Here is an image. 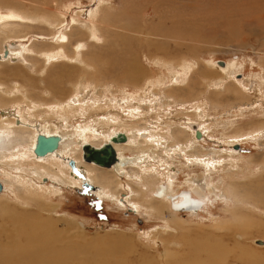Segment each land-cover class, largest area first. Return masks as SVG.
I'll return each instance as SVG.
<instances>
[{"label": "rangeland", "instance_id": "rangeland-1", "mask_svg": "<svg viewBox=\"0 0 264 264\" xmlns=\"http://www.w3.org/2000/svg\"><path fill=\"white\" fill-rule=\"evenodd\" d=\"M31 1L37 0H0V23L12 24L9 37L0 32V53L7 45L45 51L66 34L63 49L75 60H40L24 51L25 63H36V68L28 69L23 61H2L0 82L20 85L15 97L44 102L53 113L58 102L72 109L75 105L55 122L64 123L66 132L83 133L96 147L104 139L100 130L112 124L125 134L137 132L136 142L122 151L125 158L141 159L117 176L85 163L75 144L73 152L61 157L63 164L73 159L89 172L76 186L63 185L46 172H54L60 158L39 162L31 153L26 160L11 158L28 153L31 135L36 138L20 129L29 125H17L16 136L11 135L12 142L0 153V181L5 186L0 195V248L18 251L30 242L31 224L49 221L54 229L49 245L71 256L80 244L86 248L77 247L86 252L85 264H166L174 255L203 264L220 246L218 253L228 255L227 264H264V247L253 244L264 240V0H44L49 3L44 9ZM10 9L47 13L63 24L22 23L8 17L15 13ZM76 15L85 23L76 24ZM103 18L108 26L100 25ZM95 20L99 31L91 26ZM143 37H149L151 45L140 42ZM133 62L135 71L140 70L135 79L129 69ZM216 62L233 64L228 78ZM64 67L69 74H58ZM176 76L181 83H171ZM21 107L14 114L18 118L19 109L27 112L24 102ZM36 119H30L31 125L37 121L52 127L46 115ZM191 124H202V138L193 135ZM65 169L68 176H77L69 165ZM92 174L106 186L102 197L84 187ZM156 183L169 187L174 196L187 192L191 211L175 212L169 207L172 201L156 198Z\"/></svg>", "mask_w": 264, "mask_h": 264}, {"label": "bare ground", "instance_id": "bare-ground-1", "mask_svg": "<svg viewBox=\"0 0 264 264\" xmlns=\"http://www.w3.org/2000/svg\"><path fill=\"white\" fill-rule=\"evenodd\" d=\"M28 1V0H27ZM49 1V0H48ZM19 2V1H18ZM32 3H34V7L35 8H39V9H44L45 6L44 5H49L48 2L44 1V0H37V1H31ZM54 2V1H53ZM24 3V2H23ZM27 3V2H26ZM31 3V5H32ZM17 4H22L21 2L17 3ZM54 4V3H52ZM24 5V4H23ZM26 5V4H25ZM20 9V8H19ZM15 10V9H10L11 12H15V13H11L8 17L10 18H13V19H17L18 21H28L30 25H35L41 21H45L46 23H49L52 25V27L54 26H59L61 24H63V21H61L59 18L55 17V16H49L47 15V13L43 14V15H39L38 13L37 14H30V13H26V12H23V11H20V10ZM16 13H18L19 15H16ZM80 19V16L79 15H76V17L73 18L74 22L76 24H79V25H82L85 23V21H79ZM3 20V19H2ZM97 20V19H96ZM95 20V21H96ZM22 22V23H23ZM9 22H2L0 23V32H2L1 34L5 35L6 38L9 37V32L7 31L8 29H10L9 27L12 25H9L8 24ZM15 23H17L15 21ZM18 24V23H17ZM16 24V25H17ZM21 24V23H20ZM26 24V23H25ZM109 22H108V19L107 18H103L101 20V23L100 25L101 26H108ZM15 25V24H14ZM94 25V27L96 28V30H100L99 29V25H98V21H96L95 23H91V26ZM88 28L86 27L87 30H91L90 33L93 34V29L92 27L87 24ZM90 26V27H89ZM125 28H129V25H124ZM14 28V27H13ZM20 29V28H19ZM79 30V29H78ZM112 32H115L117 30L115 29H111ZM11 35V34H10ZM161 35H158V37H160ZM91 37V36H90ZM89 37V38H90ZM95 37V36H94ZM156 37V38H158ZM5 38V40H6ZM98 38V37H97ZM155 38V39H156ZM60 42L59 43H56L55 46H51L48 50H45V51H39L37 49H35L34 47H31V48H24L23 49H20V48H14L12 46V48H9L8 45L6 47H4V53H0V56L2 57V59H0V62L2 61H9V62H21L23 61L25 63V56L23 55V52H27V53H34L35 55H37V57L39 58L40 57V60L41 58H45L47 61H51L53 60V62H58V61H64V62H70V61H73L75 60L74 57H72V55H69L64 49L63 47L65 46V42L68 40V36L66 34H60ZM95 41H98L96 38H93ZM154 39V41H155ZM87 40V39H86ZM5 42V41H4ZM81 42V41H79ZM78 42V43H79ZM83 42V41H82ZM85 42V41H84ZM140 42L142 43H147L149 45H151V42H150V39L149 37H143L142 40H140ZM76 43V44H78ZM88 44V43H87ZM128 43H126L127 45ZM90 45L94 46L95 44L92 42L90 43ZM79 46L80 47H84L83 45L81 46V44L79 43ZM91 46V47H92ZM11 47V46H10ZM88 47V46H87ZM11 49V51H10ZM156 49L157 52H160L161 49L159 47H157ZM7 53V56H5V54ZM75 53V52H73ZM72 53V54H73ZM77 54V53H76ZM42 56V57H41ZM90 58H94L95 57V54L94 53H91L90 55ZM23 57V58H22ZM12 58H14L15 60H13ZM27 59V58H26ZM92 60V59H90ZM82 61V60H81ZM32 62V61H31ZM34 62V61H33ZM44 62V61H43ZM83 63L86 64V62L82 61ZM42 63V62H41ZM215 64V63H214ZM213 64V65H214ZM25 65H28V69H31V70H34V68H36V63H31V65L29 63H25ZM167 64L164 63V66H166ZM63 66H65V64H63ZM135 66H136V63H132V65L129 67L130 69V72L134 70V74H133V77L135 79V76L140 73V70H136L135 71ZM215 66H217L215 64ZM219 67V66H218ZM67 68V67H66ZM221 70V73L222 75L224 76V78H228V74H229V70L231 68H233V64H226V66H224L223 68L220 67ZM93 70H95V72H97V70L95 68H93ZM68 73L69 74V68L65 71V67L64 69H62L60 71V73L58 74H64L66 75L65 73ZM112 72V71H111ZM118 72V71H117ZM120 72V71H119ZM57 74V75H58ZM59 76V75H58ZM111 76V75H110ZM133 79V80H134ZM151 79V78H150ZM149 79V80H150ZM148 80V82H149ZM151 81V80H150ZM174 82V83H181L182 80L180 77L176 76L174 77L172 80H171V83ZM222 82V81H221ZM6 84V83H5ZM3 83L0 82V97H1V101H0V133L3 134L2 137H0V153L3 152V150H5L4 148V145H8L10 144L12 141H9L10 140V137L11 135L14 136L16 133L15 131V128L17 125L18 127L21 126V123H26L27 125L29 126H26V125H22L23 127L20 128V129H24V130H28V132H32V134H36V138L30 137V142H32V144H30V148H29V151L28 153L26 152H19V153H16V154H12L11 158L13 157V155H15V158L17 160H21V159H25L29 156V155H33L36 157V159L40 161H45V162H49V159L51 158H60L62 156H65V155H68L71 153V148L72 146H74L75 144H77L79 146V148L81 149V152H82V155H83V151H82V146H84L85 144H90L92 145L93 147H96L93 143H89L88 139L86 138V136L83 134V133H80V132H77V131H73V132H66L65 129H67L65 127V124L62 123L60 124L59 122H55L57 120H60V118L63 120V117L64 116H67V114L72 111L73 109H75V105H73V109L71 107H63V103L62 101L61 102H58L59 103V109L58 110H55V113H53V111L51 109H48L47 106L43 103L39 104L36 102H33V100H26L24 96L22 95H18L17 97H15L14 95H16L18 93V91H20L21 89V86L20 85H17L15 84L14 86L11 85L10 87L5 85ZM30 85V84H29ZM50 86V85H49ZM97 86V85H96ZM237 86V85H236ZM54 87V86H53ZM75 87V86H74ZM24 88V86L22 87ZM34 88V87H33ZM52 88V87H51ZM55 88V87H54ZM44 89V88H43ZM53 89V88H52ZM55 90V89H54ZM50 91V90H49ZM52 91V90H51ZM238 93H241L239 92V90L237 89ZM45 92H48L45 91ZM25 94H26V91H25ZM243 94V93H242ZM54 96V95H53ZM243 96V95H242ZM20 97V98H18ZM52 97V96H51ZM65 101V100H64ZM75 101V100H74ZM22 102H24L26 104V108H27V112H25V109H19L21 111V115H20V118H18L15 113V111L18 110V108H22L21 107V104ZM46 102V101H45ZM32 103H35L34 106L30 107V105ZM12 104V105H11ZM14 104L18 105V108L17 109H13L11 106H13ZM73 104V102H72ZM75 104V103H74ZM36 106L38 107V109H36ZM43 107H46V108H43ZM11 108L12 110L14 111H11ZM33 108V109H32ZM32 109V110H31ZM19 112V111H18ZM20 113V112H19ZM60 114V116H58V114ZM16 114V115H14ZM46 115V117L48 118H51L52 119V127H50V125L48 126H45V128L40 125V124H37V121H35V125H31L30 123V119L32 118H38L40 115ZM198 116V114H197ZM44 117V116H43ZM58 117V118H57ZM107 117V116H106ZM201 118H203V115L200 116ZM57 118V119H56ZM18 119L20 120V124H19V121ZM37 120V119H36ZM39 120V119H38ZM44 120V119H43ZM23 121V122H22ZM196 121V120H195ZM37 124V125H36ZM107 124V123H106ZM204 124V123H203ZM197 125V130L200 132V134L202 135V131H201V127L202 124L199 126V124H196ZM112 128H108L105 129V130H100L102 131V137H104L103 139V142L101 143V145L99 147H102L103 144L105 143H108L111 141V139L113 137H116V135L118 133H123V132H119L121 129H119L120 127H113V124L111 125ZM184 126V125H183ZM39 127H42L41 131H39ZM92 128V127H91ZM103 128V127H102ZM127 128V127H126ZM189 128L191 129L190 125H189ZM87 129V128H86ZM205 129V128H202V130ZM81 130V129H80ZM193 130V129H192ZM83 131V129L81 130ZM86 131V130H85ZM95 131V130H94ZM139 131V130H138ZM182 131V130H181ZM194 131V130H193ZM264 131V129H263ZM194 134L193 135H196V131L193 132ZM125 134V133H124ZM136 134H138L136 132ZM136 134L134 132H132L131 134H125L127 137H128V143L129 144L131 141H135V136ZM204 134V133H203ZM39 135H46V137H55V136H59L61 138V141L59 143V146H58V149L56 151H54V153H52L51 155H47L46 158H42V157H37L34 150L35 148L38 149V145H37V141H38V136ZM143 135V134H142ZM146 135V134H145ZM181 135V134H180ZM16 136V135H15ZM97 136V135H96ZM140 136V135H139ZM25 137V136H24ZM28 137V136H27ZM143 138V137H142ZM7 140V141H6ZM145 141V140H144ZM136 142V141H135ZM188 142V141H187ZM132 143V142H131ZM127 144H114L113 143V146L117 152V155H118V159H119V162L115 163L112 168H102V169H105V170H109V171H114L117 174H124V167L126 165H128L130 162H133V161H138L141 159V157H135L133 159L131 158H125L123 156V151H122V147L124 145H127ZM28 147V146H27ZM185 149V148H184ZM71 150V151H70ZM151 151V150H150ZM181 151H184V150H181ZM73 152V151H72ZM31 153V154H30ZM145 153H147V149H143L142 152H141V156L143 157L142 154L145 155ZM147 155V154H146ZM0 157H2L0 155ZM7 157V156H6ZM26 157V158H25ZM3 158V157H2ZM29 159V158H28ZM67 159V158H66ZM145 159V158H144ZM190 159V158H189ZM32 160V159H31ZM56 160V159H55ZM63 159H61L62 161ZM73 160V159H72ZM83 160V159H82ZM1 161V160H0ZM8 162V161H7ZM6 162V163H7ZM14 162V160H13ZM44 162V163H45ZM52 162H55V161H52ZM57 162H60L57 160ZM67 162V163H66ZM65 162V165L63 164V161L61 163V165H57L55 167H53L54 169V172L51 170H48V168L46 169V172L47 174H50L48 175L49 177H51L54 181V179H56L57 181H59L61 184L63 185H69V186H76V184L78 183L77 181H81L80 179H78L79 177H81L82 175L84 176L87 172H89L88 170V167L87 166H83L81 163L80 165H78V167L76 166L77 170L79 171V174L75 177H72V176H68V174L65 172V167H68V165L70 164L68 161ZM80 162V161H79ZM209 162V160H208ZM211 162V161H210ZM78 163V162H77ZM87 163V162H85ZM8 164V163H7ZM6 164V165H7ZM64 166H63V165ZM89 164V163H87ZM209 164V163H208ZM20 165V164H19ZM77 165V164H76ZM90 165H94V164H90ZM139 165V164H137ZM210 165V164H209ZM2 166V164H1ZM13 166V165H12ZM16 166V165H15ZM18 166V165H17ZM34 167V165H32ZM70 166V165H69ZM96 166V165H95ZM33 167L31 169H33ZM36 167V166H35ZM34 167V169H35ZM99 167V166H97ZM13 168V167H12ZM20 168V167H19ZM37 170L35 172L36 175H38L39 177V172H38V167H36ZM101 168V167H99ZM50 169V168H49ZM42 170V168H41ZM40 170V171H41ZM72 170V169H71ZM144 170V169H142ZM21 171V170H20ZM34 171V170H33ZM45 171V170H44ZM87 171V172H86ZM43 172V171H42ZM45 172V173H46ZM56 172V173H55ZM86 172V173H85ZM32 174V173H31ZM44 174V172H43ZM88 174V173H87ZM118 176V175H117ZM44 178V177H43ZM90 182H86L85 183H88L90 185H92L94 188L92 189L93 191H95L97 193V195H99L100 197H102L105 192L107 191L106 186L104 185H101L98 183V177L94 176L93 174L90 175ZM23 179V178H21ZM27 179V178H26ZM149 180V179H148ZM150 180L152 181V179L150 178ZM155 180V179H154ZM89 181V180H88ZM158 182V180L156 181ZM3 184V183H2ZM79 184V183H78ZM157 185V183H156ZM156 185H154V187H156ZM67 187V186H66ZM3 191L2 193L5 191V186L3 185ZM235 189V188H233ZM257 189V188H256ZM264 190V189H263ZM155 194H156V198L158 199H163L164 201H167L168 203H170V201H172L173 199L177 200V199H180V201L184 200V201H187L189 200L190 201V197H187L186 198H177V196H174V194H171V189L169 187H166V185H163V186H159L157 185V188L155 189L154 188V191H153ZM1 193V194H2ZM107 193V192H106ZM0 194V195H1ZM29 194H32V193H29ZM109 194V193H108ZM261 194V193H260ZM110 195V194H109ZM112 195V194H111ZM32 196V195H31ZM30 196V197H31ZM34 196V195H33ZM114 196V195H113ZM261 196V195H260ZM259 196V197H260ZM112 197V196H111ZM261 198V197H260ZM245 199H246V196H245ZM245 201V200H244ZM165 203V202H164ZM166 206V205H165ZM169 207H171V203L169 205ZM168 207V208H169ZM193 208V207H192ZM172 209V207L170 208ZM158 210V209H157ZM159 212V210H158ZM162 212V211H160ZM29 220V219H28ZM43 221V220H41ZM30 223V222H29ZM32 228H31V233L33 234L31 237H30V242H27L26 245H24L22 248L19 247L18 245V251H14V252H11L10 249H7L6 251L1 249L0 248V251H1V257H0V264H63L65 261H69V263L71 264V260L72 259H75L76 261L79 259L80 260V256L77 254H82V259L80 260V264H85V262L87 261V256H86V252L84 253L83 251H81L80 249L82 250H85L86 248L83 247V246H80V244H76V247L73 249L75 250L71 256H69L68 254H64L63 252H65L66 250L65 249H59L61 247H58L57 249H55L54 247L57 245H54V247L50 246L49 242H51V235H53V232H54V229H53V226L52 224L49 222V221H44L42 223V225L40 224H37V223H34V224H31ZM29 233V232H28ZM25 234V233H22V235ZM51 234V235H50ZM25 236V235H23ZM14 237V236H12ZM11 238V237H9ZM12 240V239H11ZM51 240V241H50ZM33 241H37L36 244H33ZM12 242V241H11ZM58 242V241H56ZM18 243V242H17ZM106 244H109L107 241L105 242ZM10 245H12L11 243H9ZM72 244V243H71ZM75 244V243H74ZM1 245V244H0ZM8 246V247H11V246ZM4 246V245H3ZM13 246V245H12ZM2 247V245L0 246ZM79 247V248H77ZM82 247V248H81ZM87 247V246H86ZM95 247V246H94ZM98 247V246H97ZM104 246H101L100 248H102ZM85 248V249H84ZM120 248L122 249L123 252H125V248L121 247ZM16 249V247H15ZM103 249H108L107 247H104L102 248L101 250ZM64 250V251H63ZM218 250H223V248L220 246V247H216L212 250L211 254L207 257L206 259V262L203 263V264H227L228 263V255H219L218 253ZM13 251V249H12ZM77 251V253H76ZM117 254L119 253L120 254V249H117ZM62 252V253H61ZM61 253V254H59ZM88 254V253H87ZM191 255V254H190ZM91 256V255H90ZM197 259V258H196ZM200 259V258H199ZM183 260H187V258H182L181 260H179V258L174 255L173 258L171 260L168 261V263L166 264H176V263H179V264H182ZM241 261V262H244L243 261V258H236L234 257V260L233 261ZM79 262V261H77ZM258 262V261H257ZM67 263V264H69ZM74 263V262H73ZM197 261L194 260V262H191L190 259L187 260V263L186 264H196ZM75 264V263H74ZM79 264V263H78ZM91 264V263H90ZM99 264V263H97Z\"/></svg>", "mask_w": 264, "mask_h": 264}, {"label": "water", "instance_id": "water-1", "mask_svg": "<svg viewBox=\"0 0 264 264\" xmlns=\"http://www.w3.org/2000/svg\"><path fill=\"white\" fill-rule=\"evenodd\" d=\"M9 47V46H8ZM9 48H12L9 47ZM7 56V53L5 54ZM0 59L2 57L0 56ZM15 60L14 58H12ZM216 65L219 67H224L226 66L225 62H216ZM191 129L196 131L197 138H200L202 135L200 132L197 130V125L196 124H191L190 125ZM38 149L35 148L34 152L37 157H42L46 158L47 155H51L58 149L59 143L61 141V138L59 136L55 137H46V135H39L38 136ZM114 144H127L128 143V137L124 133H118L116 137H113L110 142L103 144L102 147H93L90 144H85L82 146V159L84 162H87L89 164H94L96 166H99L101 168H112V166L119 162L117 152L113 146ZM70 167L72 169V173L78 175L79 171L76 168V162L74 160H70L69 162ZM85 188L88 189H93L94 187L88 183L84 184ZM3 184L0 181V194L3 191ZM186 198L187 197V192L181 191L180 194L177 196V198ZM192 202L187 200V201H180L176 202V200H172L171 202V207L172 210L175 212H186L190 211L192 209ZM253 244L259 247H264V240H259L256 239L253 241Z\"/></svg>", "mask_w": 264, "mask_h": 264}, {"label": "flooded vegetation", "instance_id": "flooded-vegetation-1", "mask_svg": "<svg viewBox=\"0 0 264 264\" xmlns=\"http://www.w3.org/2000/svg\"><path fill=\"white\" fill-rule=\"evenodd\" d=\"M199 131H200V130H199ZM195 137H196V135H195ZM200 138H202V136H201ZM178 202H180V200H179V201H177V203H178ZM190 211H191V210H190ZM190 211H188V212H190Z\"/></svg>", "mask_w": 264, "mask_h": 264}]
</instances>
